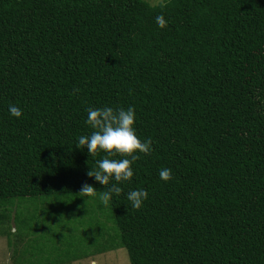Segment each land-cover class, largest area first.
I'll return each instance as SVG.
<instances>
[{
    "label": "trees",
    "instance_id": "trees-1",
    "mask_svg": "<svg viewBox=\"0 0 264 264\" xmlns=\"http://www.w3.org/2000/svg\"><path fill=\"white\" fill-rule=\"evenodd\" d=\"M102 106H132L152 151L101 202L111 230L88 225L94 251L124 248L130 264H264V0H0V237L10 264L93 254L75 253L61 228L107 187L87 175L106 153L77 145L92 131L87 109ZM84 184L96 195L79 194ZM135 188L148 193L139 209L125 196ZM39 222L58 229L56 253L43 251Z\"/></svg>",
    "mask_w": 264,
    "mask_h": 264
},
{
    "label": "clouds",
    "instance_id": "clouds-1",
    "mask_svg": "<svg viewBox=\"0 0 264 264\" xmlns=\"http://www.w3.org/2000/svg\"><path fill=\"white\" fill-rule=\"evenodd\" d=\"M157 27L163 29L167 26V20L163 15L155 17ZM74 91H78L74 90ZM8 114L13 118H20L22 109L16 104L10 103L7 107ZM136 114L132 106L123 107H89L85 124L92 129L88 135H80L77 138L78 148H86L89 154L97 151L106 153L104 158L97 160L96 167L91 169L87 175L100 185L107 186L100 192L99 198L106 206L113 196H119L122 185L130 183L134 175L133 163L139 159V154L148 155L152 151L151 138L141 140L136 134L134 123ZM119 155V159H109ZM162 181L172 178L171 169L164 167L158 171ZM79 194L82 196H95L96 190L89 184L81 186ZM126 199L131 208L139 209L148 198V193L143 188L130 189ZM86 214V213H85ZM83 218V217H82Z\"/></svg>",
    "mask_w": 264,
    "mask_h": 264
},
{
    "label": "rangeland",
    "instance_id": "rangeland-1",
    "mask_svg": "<svg viewBox=\"0 0 264 264\" xmlns=\"http://www.w3.org/2000/svg\"><path fill=\"white\" fill-rule=\"evenodd\" d=\"M146 1L151 5H157L165 0ZM100 204V200H90V205L87 210L88 214L86 216H83V218L78 217L77 220H75L74 228L69 226H64L61 228V233L69 234V232H73L76 245L80 249L78 250L76 248L78 251L75 253H93L90 256L88 255L89 257H86L79 261H75L73 264H130L127 252L124 248H119L104 253L94 251V249L96 248L95 246L97 245H95L94 243V241L96 240L93 239L94 230H92L91 226L89 228L88 225H90L91 223H95V226L99 229H103V231L106 229V227L107 229L111 230V226L106 222L107 211L104 208H101L102 206ZM34 226H36V224ZM33 227L30 226L28 232ZM38 227V237L41 238L40 242L44 247L43 251L45 253H56L57 246L55 245L54 248H52V237L54 236V234L51 233V229L54 232L58 231V229L55 226H50L47 229H43L45 226L42 224V222H39ZM13 230L14 229H12V231ZM23 236H25V234ZM95 252L99 254H94ZM10 253L11 251L7 249L6 239L4 237H0V264H10Z\"/></svg>",
    "mask_w": 264,
    "mask_h": 264
}]
</instances>
